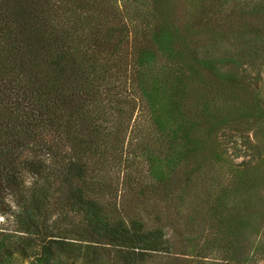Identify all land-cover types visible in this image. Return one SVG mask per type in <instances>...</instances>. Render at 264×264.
I'll return each instance as SVG.
<instances>
[{"label": "trees", "instance_id": "obj_1", "mask_svg": "<svg viewBox=\"0 0 264 264\" xmlns=\"http://www.w3.org/2000/svg\"><path fill=\"white\" fill-rule=\"evenodd\" d=\"M185 13L179 0H0V264L69 239L87 264H190L195 248L239 263L263 211L257 165L234 167L213 138L260 119L236 66L264 58V0ZM221 161L239 181L217 194Z\"/></svg>", "mask_w": 264, "mask_h": 264}, {"label": "rangeland", "instance_id": "obj_2", "mask_svg": "<svg viewBox=\"0 0 264 264\" xmlns=\"http://www.w3.org/2000/svg\"><path fill=\"white\" fill-rule=\"evenodd\" d=\"M184 2L186 13L184 14V21L194 16L199 7L201 0H179ZM237 73L240 78L236 81L242 88L245 87L250 95L253 96L254 101L260 104V119L254 124L241 122L237 126H225L217 134L216 149L220 151V155L234 165V167L247 168L254 167L259 179L256 186H253V195H256L257 204L261 205L262 213L255 217L249 228L243 235L241 240V247L239 251L240 261L236 264H264V58L256 53L250 51L244 53L239 57V63L236 66ZM237 90L241 91L240 88ZM255 103V102H254ZM258 104V103H256ZM228 159V160H227ZM250 163L249 166H244V163ZM223 161L218 162L214 171L208 175L214 192L219 194L228 187H235L238 185V176H234L222 164ZM227 169V170H226ZM233 182V184H232ZM246 211L242 210L241 214L245 215ZM12 218L3 219L0 217V222L8 223ZM19 234H14L15 239L18 240ZM69 244L52 246V250L42 252L38 246V255L21 256L15 254L13 258L5 264H87L84 261L83 254L87 250L86 242L81 240H71ZM194 243L196 239L192 240ZM201 242V241H200ZM201 247V244H200ZM200 249L195 248L194 258L190 264H215L211 259L200 261V257H195L194 253H200ZM205 253L208 249L201 250ZM77 254V256H75ZM75 256V257H73ZM72 263V261H74Z\"/></svg>", "mask_w": 264, "mask_h": 264}]
</instances>
